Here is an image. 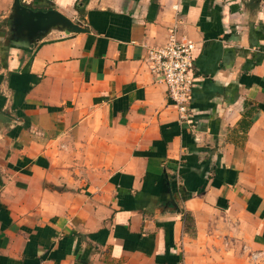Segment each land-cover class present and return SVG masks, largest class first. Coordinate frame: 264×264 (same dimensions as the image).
<instances>
[{"label":"crops","instance_id":"0c3cea01","mask_svg":"<svg viewBox=\"0 0 264 264\" xmlns=\"http://www.w3.org/2000/svg\"><path fill=\"white\" fill-rule=\"evenodd\" d=\"M0 0V264H264V0H21L88 31L25 45ZM194 42L180 119L147 51Z\"/></svg>","mask_w":264,"mask_h":264},{"label":"built area","instance_id":"2783aa9c","mask_svg":"<svg viewBox=\"0 0 264 264\" xmlns=\"http://www.w3.org/2000/svg\"><path fill=\"white\" fill-rule=\"evenodd\" d=\"M194 49L192 40L177 39L171 34L163 45L147 51L148 68L155 80L166 86L180 119H185L189 111L195 78Z\"/></svg>","mask_w":264,"mask_h":264},{"label":"water","instance_id":"95a60500","mask_svg":"<svg viewBox=\"0 0 264 264\" xmlns=\"http://www.w3.org/2000/svg\"><path fill=\"white\" fill-rule=\"evenodd\" d=\"M10 18L14 35L29 46L33 44L34 40L44 36L51 28H60L65 33L88 31L86 27L68 18L57 9H33L22 3L21 0H14Z\"/></svg>","mask_w":264,"mask_h":264}]
</instances>
